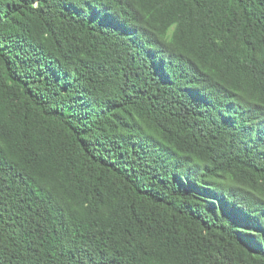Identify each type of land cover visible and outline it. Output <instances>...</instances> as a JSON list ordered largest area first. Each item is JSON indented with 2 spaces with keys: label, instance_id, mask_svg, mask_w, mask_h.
Masks as SVG:
<instances>
[{
  "label": "trees",
  "instance_id": "obj_1",
  "mask_svg": "<svg viewBox=\"0 0 264 264\" xmlns=\"http://www.w3.org/2000/svg\"><path fill=\"white\" fill-rule=\"evenodd\" d=\"M0 264H264V0H0Z\"/></svg>",
  "mask_w": 264,
  "mask_h": 264
}]
</instances>
